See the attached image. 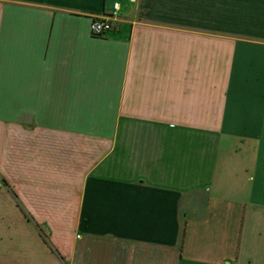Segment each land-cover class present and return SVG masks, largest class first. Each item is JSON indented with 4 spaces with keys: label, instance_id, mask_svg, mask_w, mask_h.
<instances>
[{
    "label": "crops",
    "instance_id": "crops-1",
    "mask_svg": "<svg viewBox=\"0 0 264 264\" xmlns=\"http://www.w3.org/2000/svg\"><path fill=\"white\" fill-rule=\"evenodd\" d=\"M0 137V264H264V0H0Z\"/></svg>",
    "mask_w": 264,
    "mask_h": 264
},
{
    "label": "rangeland",
    "instance_id": "rangeland-1",
    "mask_svg": "<svg viewBox=\"0 0 264 264\" xmlns=\"http://www.w3.org/2000/svg\"><path fill=\"white\" fill-rule=\"evenodd\" d=\"M3 140L0 137V258L14 260L18 258L20 236L23 238L34 235V232L26 234L27 232L23 230L26 227L41 228L43 242L49 247L51 252H54L47 240L44 239V237L47 238L48 236L44 231L51 232V230H48L49 228L43 229V227L50 225L49 219L35 218L27 203L19 197L17 170L15 167L16 154L10 155V160L7 162L8 158L2 154L1 144ZM13 151L15 152L16 148Z\"/></svg>",
    "mask_w": 264,
    "mask_h": 264
},
{
    "label": "built area",
    "instance_id": "built-area-1",
    "mask_svg": "<svg viewBox=\"0 0 264 264\" xmlns=\"http://www.w3.org/2000/svg\"><path fill=\"white\" fill-rule=\"evenodd\" d=\"M121 7L119 4L113 5V10L110 14L104 15L92 21L90 31L94 37H102L110 33L115 28L117 17L120 13Z\"/></svg>",
    "mask_w": 264,
    "mask_h": 264
}]
</instances>
